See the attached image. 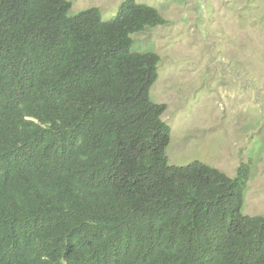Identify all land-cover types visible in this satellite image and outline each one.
Wrapping results in <instances>:
<instances>
[{
  "label": "trees",
  "instance_id": "16d2710c",
  "mask_svg": "<svg viewBox=\"0 0 264 264\" xmlns=\"http://www.w3.org/2000/svg\"><path fill=\"white\" fill-rule=\"evenodd\" d=\"M71 9L0 0V264H264L249 166L169 163L162 59L132 51L161 13Z\"/></svg>",
  "mask_w": 264,
  "mask_h": 264
},
{
  "label": "rangeland",
  "instance_id": "374dc122",
  "mask_svg": "<svg viewBox=\"0 0 264 264\" xmlns=\"http://www.w3.org/2000/svg\"><path fill=\"white\" fill-rule=\"evenodd\" d=\"M70 17L104 21L127 0H68ZM166 24L133 37L132 51L162 61L151 90L172 128L170 165H210L234 178L249 166L243 213L264 216V0H135Z\"/></svg>",
  "mask_w": 264,
  "mask_h": 264
}]
</instances>
